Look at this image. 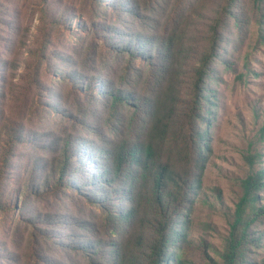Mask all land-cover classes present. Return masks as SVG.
<instances>
[{"label": "trees", "instance_id": "16d2710c", "mask_svg": "<svg viewBox=\"0 0 264 264\" xmlns=\"http://www.w3.org/2000/svg\"><path fill=\"white\" fill-rule=\"evenodd\" d=\"M84 1L89 9L83 18L79 13L76 17L82 21L75 23L72 32L81 37L70 48L72 55L48 56L50 41L37 49L24 48L30 58L24 79L34 85L40 97L44 91L40 77L43 61L64 62L68 56L74 69L51 64L47 72L60 75L58 83L69 88L63 101L83 118L94 107L104 108L99 123L68 117L74 127L88 130L97 141L70 132L58 139L49 135L26 137L18 121L7 120L2 125L0 215L14 211L32 214L20 222L30 229L29 248L36 242L38 248L32 247L33 252L23 258L3 243L0 264H53L50 256L55 250L68 254L69 260L72 255L81 256L87 264H184L171 249L184 241L179 225L202 182L209 151L203 129L211 110L207 83L213 79L218 62L228 63L221 59L223 16L240 22L234 11L237 0H224L222 16L210 19L213 23L201 45L188 44L175 29L166 27L164 32L159 28L157 33L154 27L143 28L147 14L155 16L149 13L150 8L144 10L133 3L128 7L124 0ZM75 12H62L61 18L54 20L66 24ZM109 14L112 22L103 23ZM125 18L134 21L139 32L121 31L119 25L123 26ZM110 59L122 61L118 72L107 63ZM33 101L36 107L40 105ZM261 132L264 136V124ZM24 145L38 150L39 156L34 158L28 177L16 184L22 188L16 190L21 201L18 207L5 186L13 174L21 178L14 160L21 157L19 147ZM250 163L254 168V162ZM262 192L264 169H252L244 182V196L237 204L221 264H252L253 248L260 247L264 239L254 232L264 217V204L258 201ZM69 193L83 195L99 210L95 224L89 218L74 220L78 231L94 235L93 241L89 237L83 238L88 243H75L74 237L70 242L59 240L56 227L60 221L30 211L32 199ZM251 205L255 211L247 217L245 207ZM104 236L110 242H104Z\"/></svg>", "mask_w": 264, "mask_h": 264}, {"label": "rangeland", "instance_id": "374dc122", "mask_svg": "<svg viewBox=\"0 0 264 264\" xmlns=\"http://www.w3.org/2000/svg\"><path fill=\"white\" fill-rule=\"evenodd\" d=\"M124 1L128 7L140 5L144 10L145 7L150 8L148 12L155 14H147L142 20L146 30L154 27L158 33L159 28L164 32L166 27L170 31L175 29L183 35L185 42L199 45L213 23L210 19H219L225 9L224 0ZM86 9L89 6L84 0H0V129L7 120L18 121L24 127L26 137L49 135L51 139H58L65 132H70L97 141L88 130L79 125L74 127L68 117L99 123L104 108L94 107L83 118L82 113L79 115L76 108L69 107L63 101L68 98L69 88L58 83L60 75L47 72L46 68L51 64L67 70L74 69L69 65L68 56L64 62L43 61L40 77L44 91H41L40 97L36 96L34 85L24 79L30 62L24 48L34 46L37 49L44 41H50L52 46L48 48V56L53 53L72 55L71 47L81 37L72 29L75 23L82 21L76 18L78 13L83 18ZM68 10L76 12L68 17L66 24L55 22L54 19H60L62 12ZM234 11L240 19L239 23L223 16L224 40L220 48L224 50V56L221 59H227L228 63L224 65L218 62L213 79L207 83L206 93L211 99V110L206 115L203 129L207 134L209 151L202 182L190 208L184 210L182 224L179 225L184 241L171 249V254L183 260L184 264L222 263L235 210L244 196L245 179L252 169H264V136L261 132L264 124V0H237ZM111 17L109 14L108 21L103 23L110 24ZM119 28L124 33L140 30L134 21L126 18ZM102 39L101 42L104 41ZM121 62L110 59L107 63L113 72H118ZM86 73L91 75L90 72ZM163 94L158 96L160 100ZM33 100L40 105L36 107ZM37 140L41 141V138L37 137ZM19 153L21 157L14 160V165L21 178L13 174L5 186L6 192H11L16 198L18 207L21 201L17 198L16 190L21 191L22 188L16 184L28 177L34 158L39 156L38 150L25 145L19 147ZM45 156L49 158L51 154ZM258 198L264 204V192ZM29 207L36 215H47L49 219L60 221L56 227L59 240L70 242L71 237H74L75 243H88L83 239L85 237L94 240V235L84 230L78 231L74 225L75 219L85 218L95 224L100 214L83 195H49L41 201L32 199ZM254 211L255 205L245 207L247 217ZM30 215L25 212L19 214L18 211L0 215V246L9 244L23 258L26 253L33 252L32 247L38 248V242L29 248L30 229L20 222L21 218ZM254 232L257 236H264V217L258 220ZM103 241L110 242V238L104 236ZM261 243L260 247L253 248L252 264H264V239ZM50 257L53 264H87L81 256L72 255L69 260L68 254L60 250H55Z\"/></svg>", "mask_w": 264, "mask_h": 264}]
</instances>
